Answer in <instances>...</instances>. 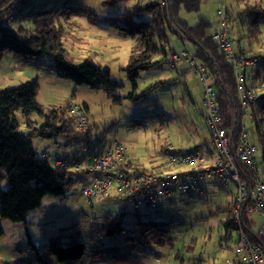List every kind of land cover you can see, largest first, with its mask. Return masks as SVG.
<instances>
[{
    "label": "rangeland",
    "instance_id": "obj_1",
    "mask_svg": "<svg viewBox=\"0 0 264 264\" xmlns=\"http://www.w3.org/2000/svg\"><path fill=\"white\" fill-rule=\"evenodd\" d=\"M136 1H121L116 12L132 9L139 2L144 4L146 0H139L137 3ZM31 2L36 6V10H45L55 5L57 8L63 6V0H31ZM256 5H264V0H202L198 14H183L192 25L197 23L199 17H205L218 28L220 20L218 13L222 11L229 15V20L236 27L238 25L235 17L239 18V14L243 15L248 7ZM250 20L247 13L239 19V25L245 36L243 34L239 36V26L233 29L230 24L231 38L235 47L242 51L245 49L244 52L254 58L253 54H264V22L260 26L262 34L257 35L254 32L255 35L250 37L247 32ZM58 21V25L61 24L67 33L64 45L69 61L78 64L89 61L102 70L109 69L112 79L124 85L121 95L127 96L133 91V85L125 72L135 44L132 39L120 34L115 29L114 23L102 16L96 26L87 25V19L80 16H74L70 25L63 21L62 16H59ZM15 22L20 24V19H16ZM25 26L30 35L35 34L32 24L28 23ZM85 26L90 33L80 31V28L86 29ZM173 45L175 53L182 52L186 47L193 51V46L189 42L185 47L177 38L173 39ZM258 62L260 64L259 60ZM39 63L44 67H38L39 73L32 80H37L39 83L37 101L46 114L57 111L62 121L71 118L66 111L70 104L88 109V131L77 143L69 145L63 137L32 139L37 156L46 157L53 165L58 160L77 159L76 161L88 167L89 162L86 157L82 159L87 149L100 150L104 147L103 151L107 152L119 141L125 148L127 163L135 168L152 170L166 163L168 152L165 153V148L168 151L170 149L189 151L199 138L202 140L204 137H209V130L203 121L205 108L197 78L192 73L181 76L178 71L180 65L174 68L165 65L162 69L141 73L136 81L138 94L150 90L146 98L137 102L125 100L122 105H114L102 91L76 86L71 81L60 78L56 71L51 70V62L48 59L43 58ZM259 64L258 67L261 68V74L264 76L263 67ZM254 78L255 74L253 77L250 76L248 85ZM13 79L11 81L15 84L2 87L11 89L9 87L18 86L23 82L16 77ZM162 82L165 84L152 90ZM257 95L261 97L264 93ZM16 118L20 124L19 133L24 135L30 132L27 127L28 121L37 125L44 123L36 114L27 119L21 113H17ZM243 125L250 133L254 129L249 110L247 116L243 117ZM68 126L70 129H76L75 120L70 121ZM192 126L199 136L195 140L192 139ZM254 140L259 145L258 138L254 137ZM83 175L85 174L81 173L76 177L75 187L67 198L46 197L41 209L30 214L26 223L15 224L0 220V226L4 231V235L0 237V264H21L20 260L25 255L28 256L29 262L23 264H30L31 260L37 264L34 252L30 251L29 241L40 248L39 252L43 256L46 254L43 248L50 244L52 238L60 239L62 246L86 243L88 238H91L93 227L100 228L103 219L120 216L123 213L124 203L117 198L114 190L111 191L109 198H99L93 205L85 200L81 196L84 186ZM212 186L208 188V196L205 199L181 195L161 203L153 216L155 219L173 223L172 246L164 249L152 247L150 251L147 248L148 250L134 256V259L143 264H227V259L232 254L233 243L237 240V232L226 229L229 210L233 206L235 186L231 185L226 189ZM129 210L131 207L126 210L122 226L131 229L134 218ZM254 218L258 222L261 221L260 216L255 215ZM98 234L99 231L96 235ZM124 238L120 235L117 238L104 239L101 246L118 247L121 253H126L129 246ZM228 239L231 240L227 241ZM13 247L17 249L16 252L1 251ZM12 253L18 256L19 262L11 258ZM50 261L51 264H57L53 257Z\"/></svg>",
    "mask_w": 264,
    "mask_h": 264
},
{
    "label": "trees",
    "instance_id": "obj_2",
    "mask_svg": "<svg viewBox=\"0 0 264 264\" xmlns=\"http://www.w3.org/2000/svg\"><path fill=\"white\" fill-rule=\"evenodd\" d=\"M71 1L63 0L61 8L55 5L45 10H36L31 0H19L16 4H11L7 0L0 1V62L7 54H12L27 63L44 67L39 61L46 58L51 62V70L56 71L60 78L71 81L76 86L100 90L114 105H122L125 100L137 102L145 99L150 92L147 90L138 94L136 81L143 72L162 69L165 65L174 68L181 63L189 64L193 72L189 62L182 61L176 64L172 61L175 54L173 39L177 38L182 43L185 39L186 44L189 42L193 46L192 52L196 54L199 63L212 78L215 100L221 107L224 127L226 129L234 127V111H237L239 121H243V117L247 116V110L250 111V119L254 127L253 136L259 140L260 166L264 169V95L259 96L260 99L246 110L245 116L242 115L235 70L211 39L212 24L207 18L199 17L197 23L192 25L184 17L183 13L198 14L202 0H146L144 4L139 2L132 9H126L124 12L115 11L122 0L104 2L105 9L114 11L109 19L111 23H114L115 29L135 42L125 68L127 78L133 85V91L127 96L121 95L124 85L112 79L109 69L102 70L89 61L78 64L68 60L64 45L67 33L61 24L58 25V18L62 16L63 21L70 25L74 16L88 14L85 8L72 6ZM164 1L167 2L165 7L162 4ZM12 11L19 12L13 21L9 20V14ZM246 13L251 19L249 30H247L250 37L262 34L260 26L264 22V5L248 7L243 15ZM224 15L229 20V15L227 13ZM239 15V18L235 17L240 28L239 36L241 34L245 36L239 25V19H242L243 15ZM218 17L221 21L219 14ZM16 19H20V24H16ZM28 23L34 26V35H30L25 26ZM229 23L233 29L238 27H235L230 20ZM253 57L260 61L259 65L264 70V54H253ZM259 68L252 72V77L255 74L254 80H251L252 83L250 85L247 83V87L255 94L264 93V80H262L264 76ZM163 84L165 83L157 84L152 90H156ZM39 90L37 80L25 82L15 88L0 90V220L15 224L26 223L30 214L41 209L46 197L67 198L75 187L76 177L83 173L64 171L55 167L46 157L37 156L32 142L34 137L41 139L63 137L67 140V144L71 145L77 143L88 131H80L77 127L70 129L68 126L70 121L76 122V118L70 112L71 105L75 104H70L66 110L71 116L68 120L61 121L57 111L46 114L37 101ZM79 107L87 116V108ZM17 113H21L27 119L36 114L43 119L44 123L37 125L28 121L27 127L30 132L26 135L21 134L19 133L20 124L16 118ZM59 122L61 124H58ZM239 131L237 127L235 132L237 136ZM206 146L209 147V144L207 143ZM103 148L91 149L86 159L104 154ZM200 148L202 146L191 148L189 151ZM164 151L167 153L168 149L165 148ZM172 170L180 171L181 169L169 168L167 161L152 170L135 168L126 162V157L116 169L117 172L151 176ZM83 174L91 175L88 172ZM206 195L201 198H205ZM189 197L193 198V196ZM117 198L124 203L123 213L120 216H109L103 219L100 228L93 227L91 238H88L86 243L62 246L60 239L52 238L50 244L43 248L46 254L42 256L39 252L40 248L29 241L30 251L34 252L36 263L51 264L50 259L53 257L57 264H143L135 260L134 256L141 254L147 248L150 251L152 247L164 249L172 246L173 223L155 219L153 216L160 206L149 210L139 208L131 202H125L119 196ZM171 200L173 199L163 202ZM129 207H131L129 213L134 218L131 229L122 226ZM231 212L232 209L229 210L227 230L236 229L231 220ZM98 231L99 234L96 235ZM3 235L4 231L0 226V237ZM120 235L125 237L124 240L129 246L126 253H121L118 247L101 246L102 240L117 238ZM30 264H34L32 260Z\"/></svg>",
    "mask_w": 264,
    "mask_h": 264
},
{
    "label": "built area",
    "instance_id": "obj_3",
    "mask_svg": "<svg viewBox=\"0 0 264 264\" xmlns=\"http://www.w3.org/2000/svg\"><path fill=\"white\" fill-rule=\"evenodd\" d=\"M7 1L16 4L19 0ZM162 4L165 6L166 1ZM18 13L10 12L9 20L13 21ZM218 14L221 21L219 28L211 32V39L235 70L239 107L245 116L246 110L260 99L247 87L250 72L257 68L259 62L234 46L228 17L222 11ZM183 41L186 47V40ZM172 61L176 64L187 61L193 67L202 91L205 108L203 120L210 132L209 147L181 153L170 149L167 166L181 170L165 171L154 176L117 172V166L125 158V148L119 141L104 154L89 157L88 167L68 159L58 160L54 166L64 171L88 172L94 176L81 192L83 198L92 205L99 198L110 197L114 190L123 201L153 210L163 201L181 195L204 197L209 183L219 188L234 185L236 196L232 209L237 240L233 247L234 259L227 264H264V221L256 233L250 234L248 230V224L255 223V213L264 216V169L258 164L259 148L253 130L251 133L246 130L243 121L238 120L237 111L233 113L234 127H224L221 107L215 100L212 78L199 63L195 53L187 47L183 48L182 52L173 55ZM70 112L76 118L78 130L86 131L88 120L85 112L77 105H71ZM237 127L240 129L238 136L235 134Z\"/></svg>",
    "mask_w": 264,
    "mask_h": 264
},
{
    "label": "crops",
    "instance_id": "obj_4",
    "mask_svg": "<svg viewBox=\"0 0 264 264\" xmlns=\"http://www.w3.org/2000/svg\"><path fill=\"white\" fill-rule=\"evenodd\" d=\"M138 1L139 0H137L136 3ZM104 2H105V0H72L71 1V4L74 7L85 8L88 11V14L87 15L86 14L85 15H78V16L82 17L83 19H87V21H88L86 23L87 25H89V26H91V25L92 26H96V24L99 23L98 22V19L101 16L103 18H109V16H111L113 14V12H114V11L105 9L103 7V3ZM219 22H220V20H219ZM85 27H86V29L80 28V31H82V32H84V31L89 32L88 27L87 26H85ZM215 29H217V27H214L213 24H212V30H215ZM179 65H180V68L178 69V71H179V73H180L181 76H185L186 74H189V73H192L193 74V72L190 69L189 64H187V63H181ZM38 73H39L38 72V67H37V65L35 63H27L26 61H24V60H22L20 58H17L16 56H14L12 54H7L3 58V60L0 62V90H3L4 89L2 86H6L8 84H13V83L15 84L14 81H11V80H14L13 79L14 77H16L18 80L23 81V82H20L21 83L20 85H22L25 82L31 81L34 78V76H36ZM176 73H177V71H176ZM250 76L252 77V72H250ZM20 85H18V86H20ZM18 86L9 87V88H15V87H18ZM87 113H88V109H87ZM193 127L194 126H192V139L195 140L199 136L196 135V132H194ZM209 139H210V132H209V137L208 138L207 137H204L202 140H200V138H199V141L198 142H195L194 143V146L192 148L197 147V146H202V147L206 146V144L209 142ZM89 151L90 150H88V149L86 150L85 156H83L82 159L87 156V154H88ZM258 164L260 166V160L258 161ZM260 167H262V166H260ZM92 179H93V176H91V175H83V180H84V183L83 184H86V183L91 182ZM212 185L213 184H210V183L207 185V195H206L205 198H207V196H208V188L210 186H212ZM213 186H214V188H217V189L219 188V187H217L215 185H213ZM229 187H227V188H229ZM222 189H226V188H222ZM233 196L234 197H233L232 200L234 201L235 196H236V187H235V193H234ZM232 204H233V202H232ZM231 209H232V206H231L230 210ZM255 215L261 217V221L260 222H258L257 219L254 218ZM229 216H230V214H229ZM228 220H229V218H228ZM228 220H227V222H228ZM231 220H232V223L234 224V221H233V209H232V212H231ZM253 220H254L255 223L248 224L249 227H250V230H249V233L250 234L256 233L259 230L260 226L263 224L264 216L262 214H260V213H255L253 215ZM233 231H236V230H233ZM234 244H235V242L233 243V247H234ZM1 251H4V252L14 251V252H16L17 249L15 247H13L11 249L4 248V250H1ZM11 258H13V259L17 260V262H19L18 261L19 260L18 259V256L16 254H13L12 253L11 254ZM233 259H234V254H233V248H232V254L227 259V262L230 261V260H233ZM27 261H28V256L25 255L20 260V263L23 264V263H25Z\"/></svg>",
    "mask_w": 264,
    "mask_h": 264
}]
</instances>
